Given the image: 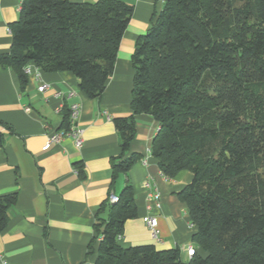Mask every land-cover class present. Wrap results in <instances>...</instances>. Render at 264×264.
Returning a JSON list of instances; mask_svg holds the SVG:
<instances>
[{"label": "trees", "instance_id": "16d2710c", "mask_svg": "<svg viewBox=\"0 0 264 264\" xmlns=\"http://www.w3.org/2000/svg\"><path fill=\"white\" fill-rule=\"evenodd\" d=\"M157 1L165 7L132 56V115L114 120L122 155L112 161L111 188L141 159L124 156L136 116L149 115L158 124L150 152L162 175H193L177 196L204 255L195 250L184 259L179 248L120 246L125 223L138 215L128 184L117 203L101 206L96 264H264V0ZM132 15L119 0H21L11 50L0 64L18 74L23 88L30 63L46 73L70 72L83 93L99 99ZM62 113L61 129L68 130L70 108ZM75 167L84 179L83 164ZM16 201V194L0 196V233Z\"/></svg>", "mask_w": 264, "mask_h": 264}, {"label": "crops", "instance_id": "0c3cea01", "mask_svg": "<svg viewBox=\"0 0 264 264\" xmlns=\"http://www.w3.org/2000/svg\"><path fill=\"white\" fill-rule=\"evenodd\" d=\"M96 3L99 0H70ZM133 7V15L121 40L115 69L99 99H90L70 72L46 73L30 63L33 74L23 88L18 74L0 64V196L16 194L8 212L7 228L0 233V264H96L99 239L94 229L103 203L120 195L126 185L135 193L137 217L128 220L118 244L123 248L152 245L157 250L179 248L187 259L196 233L186 206L177 194L193 175L181 172L166 179L150 152L158 124L149 115L136 116V136L124 158L141 159L111 188L112 161L122 155L114 120L132 115L136 69L132 56L163 11L157 0H119ZM21 0H0V56L12 46L10 25L20 16ZM38 76H36V70ZM47 89L40 92L38 87ZM73 92L74 96L68 95ZM61 93L62 98H56ZM80 105L77 127L83 146L72 138L44 151L48 137L61 130L60 106ZM82 163V179L75 164ZM107 218V210L100 213ZM158 219L159 240L144 222Z\"/></svg>", "mask_w": 264, "mask_h": 264}, {"label": "built area", "instance_id": "2783aa9c", "mask_svg": "<svg viewBox=\"0 0 264 264\" xmlns=\"http://www.w3.org/2000/svg\"><path fill=\"white\" fill-rule=\"evenodd\" d=\"M39 69L36 70V76H38V71ZM24 73L26 76H30L33 74V70L32 68L27 65L24 68ZM47 89V86L45 84H41L38 87V90L40 92H45V90ZM69 97L74 96V93L71 92L69 95ZM63 95L61 93H57L56 94V98H62ZM63 110V106H60L57 110V112H61ZM80 115V105L79 104H73L70 107V127L68 130L65 129H61L60 131L51 134L48 139L46 144L43 147L44 151L49 150L53 145L55 144H59L61 143L65 138L69 137L72 138L75 143L77 148H82L83 146V138H82V131L77 127V120L79 118ZM109 201L114 204L117 203L119 201V198L116 195H111L109 198ZM144 222L147 224V226L149 227L150 231H151V235L155 240H159V230H158V219L157 218H153V217H146L144 219ZM192 227H194V225L192 224ZM195 255V250L193 248H188L187 250V259H191L193 256Z\"/></svg>", "mask_w": 264, "mask_h": 264}, {"label": "water", "instance_id": "95a60500", "mask_svg": "<svg viewBox=\"0 0 264 264\" xmlns=\"http://www.w3.org/2000/svg\"><path fill=\"white\" fill-rule=\"evenodd\" d=\"M164 7H165V6L163 5V9H164Z\"/></svg>", "mask_w": 264, "mask_h": 264}]
</instances>
